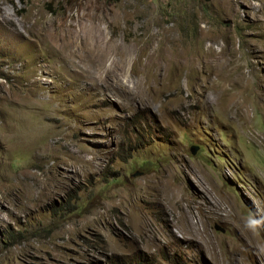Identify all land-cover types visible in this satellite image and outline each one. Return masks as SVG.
I'll return each instance as SVG.
<instances>
[{"label": "rangeland", "instance_id": "374dc122", "mask_svg": "<svg viewBox=\"0 0 264 264\" xmlns=\"http://www.w3.org/2000/svg\"><path fill=\"white\" fill-rule=\"evenodd\" d=\"M0 264H264V0H0Z\"/></svg>", "mask_w": 264, "mask_h": 264}, {"label": "bare ground", "instance_id": "6f19581e", "mask_svg": "<svg viewBox=\"0 0 264 264\" xmlns=\"http://www.w3.org/2000/svg\"><path fill=\"white\" fill-rule=\"evenodd\" d=\"M161 188L163 190L164 195H166L167 189L165 187H161ZM182 219H184V216H182ZM180 224L183 225V221H181ZM190 229H193V232H194L195 227L193 225H191Z\"/></svg>", "mask_w": 264, "mask_h": 264}, {"label": "water", "instance_id": "95a60500", "mask_svg": "<svg viewBox=\"0 0 264 264\" xmlns=\"http://www.w3.org/2000/svg\"><path fill=\"white\" fill-rule=\"evenodd\" d=\"M192 152L195 153L196 152V149L192 150Z\"/></svg>", "mask_w": 264, "mask_h": 264}]
</instances>
